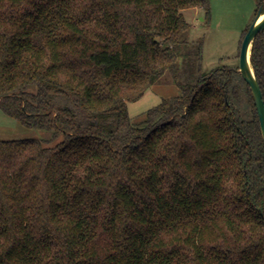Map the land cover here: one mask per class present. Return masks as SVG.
<instances>
[{"label": "trees", "instance_id": "16d2710c", "mask_svg": "<svg viewBox=\"0 0 264 264\" xmlns=\"http://www.w3.org/2000/svg\"><path fill=\"white\" fill-rule=\"evenodd\" d=\"M190 8L211 0H0V107L53 134L0 139V264H264L253 93L203 71ZM251 63L264 98V30ZM166 72L180 94L133 122Z\"/></svg>", "mask_w": 264, "mask_h": 264}, {"label": "rangeland", "instance_id": "374dc122", "mask_svg": "<svg viewBox=\"0 0 264 264\" xmlns=\"http://www.w3.org/2000/svg\"><path fill=\"white\" fill-rule=\"evenodd\" d=\"M255 0H211V14L204 10L190 8L183 11L191 24L185 37L203 46L202 69L209 73L220 67H239L240 51L244 33L252 25L256 15ZM180 63L182 60H179ZM180 87L169 72H166L136 102L129 103V113L133 122L145 118L148 110L159 105L163 99L179 95ZM40 138L51 140L53 134L23 125L7 115L0 107V139Z\"/></svg>", "mask_w": 264, "mask_h": 264}, {"label": "water", "instance_id": "95a60500", "mask_svg": "<svg viewBox=\"0 0 264 264\" xmlns=\"http://www.w3.org/2000/svg\"><path fill=\"white\" fill-rule=\"evenodd\" d=\"M264 30V13L260 10L245 35L240 51L239 71L249 84L257 107L262 134L264 137V98L260 82L251 63L252 46L257 35Z\"/></svg>", "mask_w": 264, "mask_h": 264}]
</instances>
